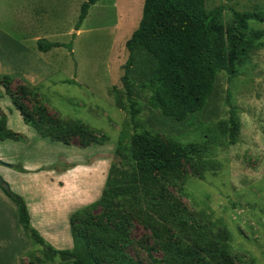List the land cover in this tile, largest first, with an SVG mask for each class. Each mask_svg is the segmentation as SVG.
Instances as JSON below:
<instances>
[{
	"label": "rangeland",
	"instance_id": "374dc122",
	"mask_svg": "<svg viewBox=\"0 0 264 264\" xmlns=\"http://www.w3.org/2000/svg\"><path fill=\"white\" fill-rule=\"evenodd\" d=\"M1 3L5 12L0 27L6 34H44L51 41L73 42V52L60 47L46 56L57 68L46 80L34 86L14 78L5 81L11 94L31 111L45 103L55 117L81 120L100 138L99 143L86 148L80 146L77 137L70 146L42 139L32 125L24 122L0 80V110L9 119L7 129L20 136L19 140L0 141L2 153L14 155L12 161L18 166L34 167L39 163L46 167L45 171L53 166L64 169L69 161L92 166L97 189H93L95 199L89 206L101 198L113 164L121 170L135 166L131 158L134 133L148 130L184 145L204 144L206 151L196 158V165L184 164L181 178L167 183L166 193L175 196L201 238L212 241L222 229L228 231L223 245L228 246L234 264H264V22L250 21L247 37L256 38L258 32L263 35L255 39L254 50L238 64L237 75L230 78L226 71H219L207 106L184 121H176L150 106L149 86L157 62L146 51L135 56L130 75L131 98L122 81L129 58L126 44L139 26L144 0H100L90 8L83 31L74 40L72 34L82 5H55L40 0ZM205 5L208 11L226 6L223 19L227 26L233 22L232 10L258 12L264 17V0H205ZM11 15H33L35 21L16 22ZM29 64L38 65L40 59L32 55ZM71 80L75 82H68ZM232 108L238 111L241 122L235 144L229 142L228 131ZM103 211L106 210L98 207L91 212L95 221ZM129 232L131 243L125 249L129 256L143 264H156L162 259L151 229L137 216ZM65 233L67 240L64 236L61 239L66 243L55 249H73L71 233ZM172 234L176 236V231L172 230ZM15 237L16 233L13 238L0 240V264L18 259L17 264H72L48 255L44 246L34 245L27 235L24 241ZM4 255L7 257L2 258Z\"/></svg>",
	"mask_w": 264,
	"mask_h": 264
},
{
	"label": "trees",
	"instance_id": "16d2710c",
	"mask_svg": "<svg viewBox=\"0 0 264 264\" xmlns=\"http://www.w3.org/2000/svg\"><path fill=\"white\" fill-rule=\"evenodd\" d=\"M99 1L87 0L82 4L73 40L90 8ZM226 9V6H219L208 11L205 0H144L139 26L126 44L129 58L124 65L122 81L128 97L133 94L132 66L135 56L142 50L157 62L149 86L153 109L176 121H184L189 115L203 110L213 93L218 72L226 71L234 78L238 64L254 50L255 39L263 35L258 32L252 39L246 34L250 21L264 22L260 13L232 10L233 22L227 26L223 19ZM60 47L73 52V42H51L44 38L37 42L38 50L43 53ZM11 78L3 76V86ZM6 89L24 121L42 138L70 146L72 139L77 137L82 148L99 143L98 134L85 122L55 117L48 112L45 103L31 111L11 94L8 86ZM228 125L229 142L235 144L241 128L235 108L231 110ZM0 139H20L7 129L6 115L0 117ZM205 151L204 144L184 145L165 140L148 130L134 133L131 138L133 169L121 170L113 164L101 198L71 215L72 250H57L48 244L32 226L25 199L10 187H0L17 206L18 221L30 241L44 246L48 255L72 264H143L125 251L131 243L129 227L135 216L151 229L154 241L163 253L156 264H234L228 246L223 245L228 239V231L222 229L220 236L212 241L201 238L202 234L199 230L198 235L195 233L196 225L190 224L175 196L166 193L167 183L181 178L182 166L194 167L196 158ZM159 196L161 200L153 202ZM98 207L106 211L95 221L91 212ZM172 230L176 231V236Z\"/></svg>",
	"mask_w": 264,
	"mask_h": 264
},
{
	"label": "crops",
	"instance_id": "0c3cea01",
	"mask_svg": "<svg viewBox=\"0 0 264 264\" xmlns=\"http://www.w3.org/2000/svg\"><path fill=\"white\" fill-rule=\"evenodd\" d=\"M40 1L55 5L79 6L85 0ZM4 12L0 0V22H2V13ZM10 17H15L16 22L22 19L27 24L35 21L33 15L25 18L18 15H11ZM82 31V29L77 31V35H80ZM43 38L51 41L48 37L45 38L44 34L12 36L3 32L0 27V80L3 76H11L34 86V84L40 83L51 76L57 68L46 59V56H49L57 48H53L47 53L40 52L37 48V42ZM31 54L40 59V64H29ZM1 115L6 114L0 110V117ZM8 124L9 119L7 117V126ZM13 140L0 139V141ZM1 149L3 147L0 145ZM6 155L2 153V150L0 151V174H3L4 181L12 190L25 199L29 208L32 226L40 232L51 246L63 245L67 240V233L65 232L70 231L71 233V215L95 199L93 198V189H97V181L96 178H93L94 168L92 166L87 168L79 163L75 164L69 161L66 163L65 170L53 166L52 168L47 167L46 170L49 171H45L44 168L46 167H41L39 163L34 167H28L27 164L20 165V167L12 161L14 155H7L8 157ZM88 180H90L89 183ZM22 230L23 228L18 221L17 206L0 188V240L13 238L16 233L17 238L19 237V240L24 241L26 234ZM62 236L65 237V241H62ZM4 257H7V255L2 256V258ZM19 260L14 263L6 262L3 264H17Z\"/></svg>",
	"mask_w": 264,
	"mask_h": 264
},
{
	"label": "water",
	"instance_id": "95a60500",
	"mask_svg": "<svg viewBox=\"0 0 264 264\" xmlns=\"http://www.w3.org/2000/svg\"><path fill=\"white\" fill-rule=\"evenodd\" d=\"M0 185L5 186L6 188H8V184L4 181L3 177L0 175Z\"/></svg>",
	"mask_w": 264,
	"mask_h": 264
}]
</instances>
